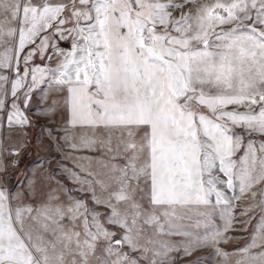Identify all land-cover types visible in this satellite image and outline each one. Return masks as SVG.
Returning <instances> with one entry per match:
<instances>
[{"label":"snow or ice","instance_id":"obj_1","mask_svg":"<svg viewBox=\"0 0 264 264\" xmlns=\"http://www.w3.org/2000/svg\"><path fill=\"white\" fill-rule=\"evenodd\" d=\"M33 141L59 159L14 190ZM200 249L264 264V0H0V264Z\"/></svg>","mask_w":264,"mask_h":264},{"label":"rangeland","instance_id":"obj_2","mask_svg":"<svg viewBox=\"0 0 264 264\" xmlns=\"http://www.w3.org/2000/svg\"><path fill=\"white\" fill-rule=\"evenodd\" d=\"M179 2V0H177ZM53 152H49L46 148H39L36 146V141H33L32 144L27 147L23 148L20 151V155L18 156V164L10 168L8 170V178L5 177V179L9 182L8 187L10 188H16L17 182L19 180V188H23L25 186V183L29 179H35L38 175L45 172L46 170L52 169V160H49V157H55L57 160L59 159L58 154L53 155ZM51 161V162H50ZM61 163H63L61 161ZM21 164L22 166L19 167L18 165ZM35 168H39L38 171H35ZM34 172V173H33ZM36 172V173H35ZM37 172H41L37 174ZM245 201L242 199L240 202H238L237 206L235 207V212H240L241 209L245 206ZM188 215L196 217L198 215L195 208H190L187 210ZM242 219H245L244 217L237 216L236 222H235V228L236 231L229 232L228 235L236 237V239L231 240L227 244H222L220 247L223 248L225 251L232 252L237 248L243 247L244 244L247 241V238L252 233L253 226L256 224L257 220L259 219V213L256 212L253 215V218L251 221L248 222L247 228L245 230L241 229L240 221ZM185 223L192 228L193 230L200 231L201 234L205 231L204 227L201 226L200 229H195V220L185 221ZM219 221L215 220L213 221V224H218ZM211 225L209 226L210 230ZM174 241H180L182 237L175 236L171 238ZM212 250L211 249H200L196 252H194L192 255L181 258L182 253L175 252L172 255L175 257L174 264H189V261H192L196 259L197 257H200V264H219V258H213L211 260H205L203 259L206 257ZM230 260H235V257H231Z\"/></svg>","mask_w":264,"mask_h":264},{"label":"crops","instance_id":"obj_3","mask_svg":"<svg viewBox=\"0 0 264 264\" xmlns=\"http://www.w3.org/2000/svg\"><path fill=\"white\" fill-rule=\"evenodd\" d=\"M173 15H179V12H174ZM62 47L67 48V45H62ZM35 62L38 63V64H41V65H43V64L45 63V61H41V60L39 59V57H36ZM52 66H53V67L55 66V62L52 63ZM5 146H6V147L9 146V145H8V142H6ZM53 155H56V152H54ZM53 158H55V157H52V158L49 157V160H52V161H53ZM18 159H19V158L16 157V156H12V155H10V154H8V153H5V163H7V164H9V165H11L13 161H18ZM50 162H51V161H50ZM17 164H18V163H17ZM18 166L21 167L22 165L19 164ZM10 168H13V167L10 166V167L8 168V170H9ZM38 170H39V168H38V169L35 168V171H38ZM33 173H34V172H33ZM35 173H36V172H35ZM39 173H41V172H37V174H39ZM6 178H8V175L6 176ZM19 185H20V183H19V180H18L17 185H16V188H13V189H14V190H18V189H19Z\"/></svg>","mask_w":264,"mask_h":264}]
</instances>
